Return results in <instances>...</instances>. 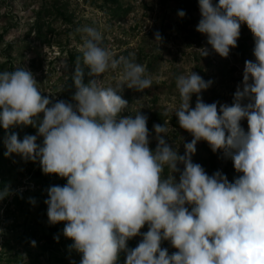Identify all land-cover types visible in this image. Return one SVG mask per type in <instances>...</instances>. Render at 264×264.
<instances>
[{
	"label": "clouds",
	"instance_id": "clouds-1",
	"mask_svg": "<svg viewBox=\"0 0 264 264\" xmlns=\"http://www.w3.org/2000/svg\"><path fill=\"white\" fill-rule=\"evenodd\" d=\"M198 3L196 30L211 48L227 58L246 23L254 37L255 62L245 61L242 86L231 105L205 103L200 93L212 81L195 72L176 78L181 103L175 115L193 136L184 144V155L161 136L166 126H153V151L148 117L120 115L128 108L123 86L143 91L152 80L134 54L114 58L101 47L102 33L94 27L78 29L86 35L71 77L75 105L42 95L26 68L0 72V127L6 132L21 125L37 129L22 140L17 133L7 134L5 156L38 161L44 174L66 178L65 185L47 189L44 203L49 224L65 222L63 235L73 241L70 249L82 254L80 264H116L122 251L125 264H264V0ZM155 36L161 39L159 32ZM202 53L207 56L208 50ZM85 67L92 77L86 84ZM109 69L120 70L116 87L98 79ZM244 119L247 132L240 123ZM201 140L214 153L222 150L242 175L230 183L220 171L209 176L193 163ZM174 173H180L178 181ZM10 192L9 187L0 190V200ZM29 202L36 203L34 198ZM146 224L148 231L141 233ZM138 235L142 240L129 249L127 241ZM162 241L177 251L170 255Z\"/></svg>",
	"mask_w": 264,
	"mask_h": 264
},
{
	"label": "rangeland",
	"instance_id": "rangeland-1",
	"mask_svg": "<svg viewBox=\"0 0 264 264\" xmlns=\"http://www.w3.org/2000/svg\"><path fill=\"white\" fill-rule=\"evenodd\" d=\"M183 0H122L130 12L115 16L111 4L103 0H0V72L26 68L38 82L42 95L49 96L53 103L63 100L75 105L72 99L76 89L71 79L74 72L68 54L81 53L84 27H94L102 33L100 46L112 52L114 58L134 54L135 62L146 66V77L151 78L152 86L143 91L123 86L122 98L128 101V108L121 116H135L138 112L148 117L149 147L157 144L153 123L149 126L152 111L158 110L167 115H175L181 100L176 88V78L199 74L205 81H212L211 86L200 93L205 103L231 105L238 86H242L246 60L255 62V57L247 55L238 46L232 48L227 58L221 57L207 43V36L199 33L196 27L201 19L198 0H190L184 10L185 15H178ZM218 3V0H213ZM70 16L66 22L56 12L61 8ZM65 7V8H63ZM45 9L52 14H46ZM41 13V16H40ZM118 14V13H117ZM41 19L42 32L36 22ZM159 32L161 39L156 40ZM48 40V42H44ZM254 42L253 34L246 23L241 24V41ZM208 50V55L202 53ZM82 54V53H81ZM82 64V63H81ZM83 66V64H82ZM84 68V83L92 77ZM120 70L109 69L102 74L103 86L116 87ZM156 99V102L153 100ZM197 96L193 94L190 105L195 107ZM248 101H244L247 103ZM43 114H40L42 119ZM241 127L247 132L248 124L244 119ZM167 134H161L166 142L184 155V144L191 142L192 134L166 120ZM6 130L0 133V147L7 151L4 139ZM37 129L28 126L18 134L36 135ZM38 137L37 142L42 143ZM206 141H199L192 162L200 164L206 173L225 172L226 162L221 151L214 153ZM214 159L215 166H211ZM178 167L183 170V165ZM180 173H174L179 180ZM165 177L168 170L165 168ZM61 178L55 174L42 172L39 162L24 161L12 154L0 167V190L9 187L10 194L0 200V264H80L82 254L70 249V242L63 235L65 222L51 225L48 222L47 189L52 185L63 186ZM34 198L36 203L29 202ZM191 210V206L186 205ZM148 231L147 224L141 233ZM59 236L57 241L54 237ZM142 240L136 236L129 240V249H134ZM35 241V246L31 243ZM169 241H162L161 247L168 248ZM126 252L119 254V259L126 260Z\"/></svg>",
	"mask_w": 264,
	"mask_h": 264
},
{
	"label": "trees",
	"instance_id": "trees-1",
	"mask_svg": "<svg viewBox=\"0 0 264 264\" xmlns=\"http://www.w3.org/2000/svg\"><path fill=\"white\" fill-rule=\"evenodd\" d=\"M189 1L190 0H183L182 3L180 4V11L181 10H185L187 7H188V4H189ZM103 2L105 4H111V6L115 7L114 8V13H115V16H118L119 17H123L125 15H127L129 12H130V7H125L124 4L122 3V0H103ZM65 8V7H63ZM45 12L46 14H52V11L51 10H46L45 9ZM56 12L62 17V19L66 22H70L71 19H70V16L66 14V12L61 8H56ZM118 13V14H117ZM40 16H41V13H40ZM184 17V16H183ZM40 21L41 19L37 20L36 22V26L39 30V32H42V26L40 24ZM44 42H48V40ZM238 46V49L239 50H243L247 55L249 56H254L253 55V48H254V44L252 42H249L248 40L247 41H241L239 43ZM77 56H81L82 58V54L81 53H74V52H70L68 54V59H69V62L71 63L72 65V68H75V62H76V57ZM81 63H82V59H81ZM153 102H156V99L153 100ZM166 120H168L169 122H171L173 125L175 126H179V123H178V118L176 115H167L165 113H162L158 110H154L152 111L151 113V116H150V120H149V126L151 127L153 123H157L161 126H166ZM28 126H14L12 128H10L9 130H7V132L5 131L4 134L7 135V134H10V133H17L19 134L23 128H26ZM2 131V127H0V133ZM22 140V139H21ZM156 145H153L150 149L151 150H155L156 148ZM214 155V153H212V156ZM221 155L224 157V160L226 162V167H225V172L228 173V181L231 183V182H234V180L236 178H238L240 175H242V173H238L235 168H234V163L232 161V159L230 157H226L224 155V153L222 152L221 150ZM214 157V156H213ZM9 159V156H5V152H4V149H2V147H0V167ZM211 166L210 168H212V166H215V162H214V159H212L211 161ZM209 176L213 175L212 172H209L207 173ZM63 182H66L67 183V180L66 179H62ZM52 225V224H51ZM66 240L68 242L69 241V238H66ZM127 245H130V242L127 241ZM168 252L169 254L171 255L172 253H174L175 251H177L175 248H173L171 245L168 246ZM126 260L124 259H119L117 260L116 264H125Z\"/></svg>",
	"mask_w": 264,
	"mask_h": 264
}]
</instances>
